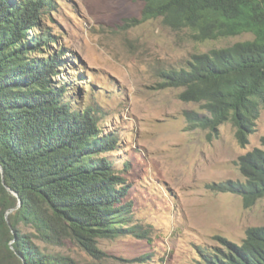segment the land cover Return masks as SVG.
<instances>
[{
    "label": "trees",
    "instance_id": "obj_1",
    "mask_svg": "<svg viewBox=\"0 0 264 264\" xmlns=\"http://www.w3.org/2000/svg\"><path fill=\"white\" fill-rule=\"evenodd\" d=\"M137 1L143 8L130 25L159 19L172 31L188 30L195 42L252 36L160 73L161 88H180V102L200 106L183 112L187 131L218 138L230 123L238 145H247L264 106V0ZM53 2L0 0V166L17 195L0 176V264H78L34 239L50 247L70 242L94 255L100 239L146 235L129 226V185L106 156L119 147L117 136L101 130L92 106H74L83 74L47 23ZM261 148L234 161L241 179L207 189L252 207L264 197ZM219 241L198 250L202 264H264V227L248 228L240 243Z\"/></svg>",
    "mask_w": 264,
    "mask_h": 264
},
{
    "label": "rangeland",
    "instance_id": "obj_2",
    "mask_svg": "<svg viewBox=\"0 0 264 264\" xmlns=\"http://www.w3.org/2000/svg\"><path fill=\"white\" fill-rule=\"evenodd\" d=\"M53 1L47 23L83 74L74 106H92L101 130L117 136L119 147L106 156L129 185V226L146 235L100 239L94 255L70 242L35 244L78 264H202L199 249L219 247V238L240 243L248 228L264 227V197L244 208L241 196L207 189L241 179L234 161L261 148L264 106L248 144L240 147L230 123L218 138L209 139L207 130L187 131L183 112L200 106L180 102V88L160 85L161 71L182 66L191 54L252 36L195 42L188 30L172 31L159 19L130 25L143 8L137 0Z\"/></svg>",
    "mask_w": 264,
    "mask_h": 264
},
{
    "label": "water",
    "instance_id": "obj_3",
    "mask_svg": "<svg viewBox=\"0 0 264 264\" xmlns=\"http://www.w3.org/2000/svg\"><path fill=\"white\" fill-rule=\"evenodd\" d=\"M0 176H1V183H2L3 186H5V185H4V181H3V173H2V168H1V166H0ZM5 188H6V190H8L9 192H11L14 196H17L16 193L13 192V191H11L8 187L5 186ZM17 205H19V201L17 202Z\"/></svg>",
    "mask_w": 264,
    "mask_h": 264
}]
</instances>
